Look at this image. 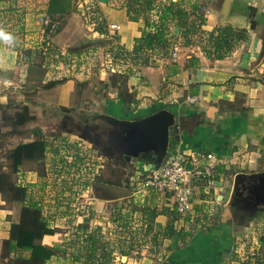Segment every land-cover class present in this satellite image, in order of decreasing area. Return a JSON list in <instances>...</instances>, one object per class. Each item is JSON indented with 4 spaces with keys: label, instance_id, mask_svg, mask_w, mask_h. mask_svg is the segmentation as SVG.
<instances>
[{
    "label": "crops",
    "instance_id": "crops-1",
    "mask_svg": "<svg viewBox=\"0 0 264 264\" xmlns=\"http://www.w3.org/2000/svg\"><path fill=\"white\" fill-rule=\"evenodd\" d=\"M218 1L204 0L201 4L206 19L202 28L210 31L218 25L227 24L247 30V37L238 40L225 56L208 57L199 43L189 45L180 43L177 60L171 57L159 58L154 54L148 65L121 64L120 67L127 76L128 90L136 99L130 110L120 103L115 91L104 95L101 93L105 92V89L98 87L96 90L97 96L99 92L100 96H106V99L100 97L104 101L98 98L100 108L106 114L133 118L164 107L168 108L175 114L178 126L176 134L173 128L170 131L172 150L210 152L219 162L218 188L211 193H196L195 190L190 213L193 215L194 211L198 212L196 209L205 202L209 205H218L219 211L212 217L214 219L208 221L211 225L207 230L199 232L195 230L187 243H181L176 236L163 240V247L168 246L164 261H168L169 264H259L256 256L264 252V204L255 201L252 204L241 203L238 207L249 205L255 210L254 213L244 216L239 208H236L237 212L234 211L229 201L224 198L225 183L232 184L235 174L264 171V0H228L226 9H223L225 0H221L219 8L216 6ZM97 2L98 9L107 23L109 37L90 30V27L87 32L83 27V31L70 29L71 24L78 19L81 8H75L68 13L60 30L46 37L39 21L38 12L41 8H36L39 5L34 3V8H29L25 14L21 12L19 17L16 15V18L11 17L12 19L1 16L5 14L3 12L5 10L0 12V27L11 36L22 39L20 44H14L11 49L4 45L6 42L0 40V60L4 62V66L0 65V84L8 83V86L0 90V105L7 103L11 106L26 105L30 113L36 117L38 109L44 105H50V109L72 106L77 83L92 84L90 80L95 75L99 82L107 79L111 73H107L108 70L100 65H97V70L92 69L89 72H85L87 69L84 65L82 69L69 63L42 66L40 56L35 54L33 61L30 62L29 59L25 60L27 55L24 54L28 49L31 51L42 47L43 38H49V41L64 53L83 35L90 34L93 38L109 39L113 33L117 34L119 44L131 50L134 38L140 35L143 21L129 20L122 0ZM209 4L212 7H209ZM111 23L118 25V29L112 33L109 32ZM19 28H22L23 34L19 33ZM171 31L179 36L176 26H172ZM24 35L32 38L30 44L23 43ZM61 37L65 39L62 40ZM106 45L107 43L94 47H97V52L99 50L104 52L107 50ZM31 65L46 68L45 73H42L39 79H34L29 76ZM22 68L26 70L24 80L22 72L20 73ZM48 71L50 76H47ZM117 71H120V68H117ZM57 80H60V83L50 85ZM45 96L53 100L51 104L43 102L42 98ZM187 97L197 99L188 102ZM42 108L46 110L45 107ZM139 113L141 115H138ZM31 135L36 136V133L33 132ZM44 167L46 169V164ZM140 170L142 169L137 167L135 173H140ZM34 171L35 169L23 170V176L29 175L30 179H25L24 182L35 186L40 182V176L38 174L34 176ZM33 176L34 180L31 179ZM123 200L119 199L112 203L121 204ZM157 202L169 206L172 200L165 201L163 197L158 196ZM20 206L19 203L4 200L0 194V258L3 241L10 237L11 225L19 221ZM80 218L73 221L70 215H66L49 225L57 229L53 233L44 234L40 243L53 248L56 252L45 264H77L70 256L63 258L64 254L58 248H72L67 242L74 237L71 224H77ZM96 219L91 221V225L93 222L99 223L105 232L107 229L105 220L103 221L102 216ZM66 220L70 222L66 223ZM166 223L165 214L156 215L153 230H161ZM114 225L111 228L112 232L121 233L122 228ZM119 246L112 249V253L118 254L116 258L123 262L127 258H123L124 255L119 253ZM150 247L151 244L146 243L129 254L143 250L145 259H150L152 263L153 254H150ZM67 252L65 251L66 256Z\"/></svg>",
    "mask_w": 264,
    "mask_h": 264
},
{
    "label": "trees",
    "instance_id": "trees-1",
    "mask_svg": "<svg viewBox=\"0 0 264 264\" xmlns=\"http://www.w3.org/2000/svg\"><path fill=\"white\" fill-rule=\"evenodd\" d=\"M94 2L98 3L96 0L85 2L86 9L81 8V11L84 14L90 11L95 13L94 9L98 4L94 6L95 8H91ZM202 2L204 0H122L128 19L132 21L141 19L143 26L140 35L134 38L131 50L118 43L119 38L116 33L110 35L112 39L106 45L108 57H112L113 62L120 64L148 65L154 54L159 58L171 57L175 45L179 46L180 43L189 45L196 42L201 45L208 57L225 56L238 40L247 37V30L227 24L218 25L210 31L203 29L202 25L206 19L201 10ZM34 3L39 5L35 6L36 8H41L38 12L39 17H48L50 22L55 24L53 28L50 24H40L44 37L57 33L66 15L79 8L73 5L72 0H0V12L5 10L3 11L5 14L1 16L8 19L16 18V15L19 17L21 12L25 14L29 8H34ZM97 14L99 15L91 16V21L94 22L93 18H96L97 23L87 21V24L92 31L109 37L104 16L101 13ZM172 26L178 28L179 36L172 33ZM18 31L23 34L22 28ZM42 42V47L24 52L28 56H25V60L29 59L28 61L32 62L36 54L40 56V64L43 66L69 63L75 64L78 68L82 65L87 66L90 62V67L97 70V63L90 58L97 52V47H85L84 50L82 48L62 53L49 41V38H43ZM126 81V75L114 72L106 80L99 82V88L105 89L104 95L115 91L120 103L130 110L136 99L128 90ZM55 83H60V80L53 81L50 85ZM34 119L35 116L30 114L26 105L11 106L9 103L0 105V132L7 129L18 136L14 138L17 141L9 142L13 145L5 152L9 172L4 170V165L2 166L0 161V194L5 200L21 205L19 221L11 225L10 237L3 241L0 264H45L56 251L42 245L40 239L44 234L56 231L55 226L51 228L49 225L66 215H70L73 221L78 217H81V220L77 224H71L74 237L67 242L72 248L65 247L58 250L64 254L63 258L71 257L77 264H125L119 260L120 258L116 260L118 254L112 253V249L120 245L119 253L128 256L132 250H138L146 243L151 244L150 254L160 260L165 257L168 250V246L163 247L164 239L176 236L181 243H187L189 236L195 230L205 231L211 225L208 221L213 215L210 211L211 205L207 202L206 205L202 204L196 209L198 212L194 211L193 215L190 212L179 213L173 202L169 206L159 204L158 196L170 201L171 194L143 188L142 183L148 171H142L141 175L133 173L125 182L100 178L96 168L99 160L95 157L91 158L90 155L88 157L87 150L90 148L78 140L71 142L67 134L43 135L40 138L26 140L28 136H25V127ZM176 123L172 126L175 134L178 128ZM29 131L42 134L36 127H33V130L29 129L28 133ZM125 161L122 157V162L128 163ZM25 162L40 163L43 164L42 167L47 165L45 172L39 175L40 182L35 186L24 182L22 169ZM14 174L18 177L17 181L10 177ZM92 182L124 186L134 192L133 196L125 198L121 204H112L108 216H102L107 227L105 232L102 231L101 224L93 222L91 225L92 220H97L93 203L86 204L83 210L79 206L75 207L81 191ZM193 183L197 192L204 191L203 179L194 180ZM160 213L167 216V223L161 230L154 231L153 220ZM114 224L122 228L121 233L112 232L111 228ZM107 231L108 235L112 236L111 239L107 238ZM65 251H68L67 256ZM256 259L259 264H264V252H260Z\"/></svg>",
    "mask_w": 264,
    "mask_h": 264
},
{
    "label": "rangeland",
    "instance_id": "rangeland-1",
    "mask_svg": "<svg viewBox=\"0 0 264 264\" xmlns=\"http://www.w3.org/2000/svg\"><path fill=\"white\" fill-rule=\"evenodd\" d=\"M85 2L88 3L89 0H74L73 5L76 7L82 8V10H85L86 9L85 7L87 6ZM220 2L221 0L218 1L216 5L217 8L220 7ZM203 3L204 2H202V4ZM96 5L97 7L95 8L94 6ZM207 7L208 6H206V8ZM209 7H212V6L209 4ZM91 8H95L94 9L95 13L90 11L84 14V12L81 11L78 19H76L74 23L72 22L73 24H71L70 29H76V30L79 29V31L81 30L83 31V28H84L85 32L89 31V29L91 30V27L89 24H87V21L96 24L97 19L93 18L94 22H92L91 16L99 15L97 13H101L100 9H98L99 3L94 2ZM88 27L90 28L88 29ZM109 32L112 33L114 32V30L110 29ZM47 36H50V35H47ZM12 37H13L12 43L4 44L6 47L10 49L13 48L14 44H20L22 40L21 38H18V39L15 38L14 35ZM83 37L85 36L83 35ZM96 38L101 39L102 41L100 43L91 44L90 47L99 45V44L100 46H103L105 43H108L112 39V38L107 39L103 37H96ZM64 39L65 38H62V40ZM81 39H79L77 42H79ZM31 40L32 38H29V35L23 36V43L25 42L27 44H30ZM77 42H75V44ZM90 58L92 60H95L98 66L100 65V67H102L103 69L108 70L107 73L110 72L114 74V72H116V73H122V75H125V73L122 71L123 68L120 67L121 64L118 62H113L112 57H108V53L106 51L103 52L102 50H99L98 52H95V54H93ZM177 58L178 56L172 59L177 60ZM0 65L4 66V62L1 60H0ZM90 65L91 64L89 62L87 66L86 65L84 66V68H87L88 70L87 72L92 70ZM117 68H120V71H117ZM20 70H21L20 73L22 72L21 75H23L22 77L24 80L25 75H26V70L24 68ZM45 70L46 68L31 65L29 76H32L34 79L35 78L39 79L41 74L45 73ZM47 76H50V71H48ZM98 80L99 79H97V76L95 75L93 79L90 80L93 82L92 84H89L91 82H88L82 85L76 84V87L74 89L75 94L72 99V106L65 107L66 109L60 106L53 107L51 109H50V105L41 106L37 111L38 115L35 117V119L29 122L25 127V136H28L26 140L36 138V137L39 138L42 135L50 136L52 134L55 136L57 134L65 133L68 135L69 140L71 142L78 140L82 144H84V146H87V148H90V150H87L88 157L90 155L91 158L95 157L99 160L98 162L99 165L98 167H96L97 170L99 171L98 177L110 179L112 181L125 182L126 178H128L130 175L136 172L137 167L139 169H142L139 171L140 173H138V175H141V172L144 170L148 171V169L151 168V165L153 164L152 155H150L149 153H145L144 155L141 156L140 154L138 157H131L130 160L127 161L128 163L126 164L122 162V157L124 158L125 149L122 146H120V142H122V137L125 134V128L115 126L111 124L110 122H108L106 119L99 117L100 114H104L100 108L99 103H100V100L104 101V99H106L105 98L106 96L104 97L103 95L104 99H102L103 97L100 96V92H99V96H97L98 92H96V90L99 87V84L97 83L99 82ZM7 84L8 83L6 82L5 84H0V90L5 88V86H8ZM100 97L102 98L100 99ZM98 98L100 100H98ZM42 99H43V102H47L49 104H51L53 101L51 98H48V96H45ZM42 99H38V100L41 101ZM42 107H45L46 110H44ZM138 115H141V114L139 113ZM116 117L123 118L119 116H116ZM134 117L136 118L138 116H134ZM33 127L39 128L42 134L39 136L38 134H36L35 136V135H31L32 134L30 133L31 131H29L28 133V130L29 129L33 130ZM2 131L3 132H0V161H1L2 166L4 165L3 166V168H5L4 170L9 172L8 170L10 168L8 167V160H6L5 158V152L9 148H11V146L13 145V144H10L9 142H11L12 140L17 141V139H14V138H17L18 136H16L14 132L7 131V129L6 130L3 129ZM19 140L21 139L19 138ZM46 168H47V165H46ZM29 169H35L33 173L34 176L36 174L42 175L45 172V167H42V164L36 163V162H25L23 170L25 171ZM34 176L31 178L32 180H34L35 178ZM10 177L11 178L13 177L14 181L18 180V177L15 174L10 175ZM25 179L27 180L30 179L29 175H26L24 177V180ZM232 186H233V181H232V184L225 183L226 189L224 191V198L225 200L227 199V201H229L231 198ZM116 200L117 199L111 198L110 195L106 193H102L98 188H96L95 186L91 184L90 186L86 187V189L81 191L80 195L77 198V203L75 204V207L78 208L79 206V208H82L83 210L86 208V204L89 205L93 203V205L95 206V210H96L95 211L96 217L108 216L110 208L113 204L112 202H115ZM6 201H9V200H6ZM230 206H232V209H234V211L236 212L238 211V209L236 208H239L240 209L239 211L242 214H245L244 216L248 214H252L255 211L254 209L253 211L247 210L245 207L242 208L238 206L235 207L233 205H230ZM210 211L212 215H214L213 217H215L219 211L218 205H211ZM211 219H214V218H211ZM108 233L109 232L107 231L106 236L108 239H111L112 236H109ZM144 253L145 252L142 250L141 252L139 251L136 254L134 253L128 254L129 257L124 255L125 258L127 259H125L123 262L125 264H150L151 260L148 258H147L148 260H146L145 256L143 255ZM117 259L118 258H116V260ZM164 259L165 257L161 258L160 260H158L156 257H153V261L151 264H169V262L164 261Z\"/></svg>",
    "mask_w": 264,
    "mask_h": 264
},
{
    "label": "water",
    "instance_id": "water-1",
    "mask_svg": "<svg viewBox=\"0 0 264 264\" xmlns=\"http://www.w3.org/2000/svg\"><path fill=\"white\" fill-rule=\"evenodd\" d=\"M227 2L228 0H225L223 9L227 8ZM101 41V39L92 38L88 34L69 49L78 50ZM99 117L106 119L115 126L125 128L120 146L125 149L124 158L126 161H129L131 157L149 153L153 159L151 168L157 167L172 151L170 131L176 122V118L175 114L168 108L164 107L136 118H118L106 113L100 114ZM186 167H190L189 163H186ZM92 185L102 193H106L117 200L133 196V192L124 186L103 182H93ZM254 201L264 204V171L235 174L229 204L236 207L241 203L252 204Z\"/></svg>",
    "mask_w": 264,
    "mask_h": 264
},
{
    "label": "built area",
    "instance_id": "built-area-1",
    "mask_svg": "<svg viewBox=\"0 0 264 264\" xmlns=\"http://www.w3.org/2000/svg\"><path fill=\"white\" fill-rule=\"evenodd\" d=\"M39 21L44 25L50 24L52 28L55 25L45 16H40ZM109 29L117 30L118 25L111 23ZM178 51L179 46L175 45L171 57L176 58ZM186 100L194 102L196 98L187 97ZM186 163H189V168L186 167ZM218 163V160L210 152L172 150L159 166L148 170L142 186L143 188H152L160 192L170 193L176 210L181 214H185L192 210V196L196 189L193 183L194 180H204L205 189L203 193H211V191L218 188L219 181L215 178L218 174ZM196 193L199 192L196 190Z\"/></svg>",
    "mask_w": 264,
    "mask_h": 264
},
{
    "label": "clouds",
    "instance_id": "clouds-1",
    "mask_svg": "<svg viewBox=\"0 0 264 264\" xmlns=\"http://www.w3.org/2000/svg\"><path fill=\"white\" fill-rule=\"evenodd\" d=\"M0 40L6 43H12L13 37L7 33L2 27H0Z\"/></svg>",
    "mask_w": 264,
    "mask_h": 264
},
{
    "label": "flooded vegetation",
    "instance_id": "flooded-vegetation-1",
    "mask_svg": "<svg viewBox=\"0 0 264 264\" xmlns=\"http://www.w3.org/2000/svg\"><path fill=\"white\" fill-rule=\"evenodd\" d=\"M245 208H246L247 210H252V211H253V209H254V207H252V206H249V205H248V206H246Z\"/></svg>",
    "mask_w": 264,
    "mask_h": 264
}]
</instances>
